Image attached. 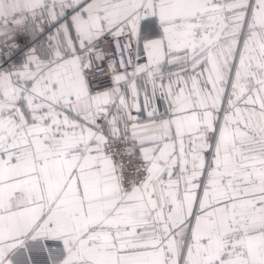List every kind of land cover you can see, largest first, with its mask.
<instances>
[{"label":"snow or ice","instance_id":"obj_1","mask_svg":"<svg viewBox=\"0 0 264 264\" xmlns=\"http://www.w3.org/2000/svg\"><path fill=\"white\" fill-rule=\"evenodd\" d=\"M0 264H264V0H0Z\"/></svg>","mask_w":264,"mask_h":264}]
</instances>
